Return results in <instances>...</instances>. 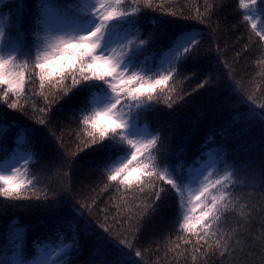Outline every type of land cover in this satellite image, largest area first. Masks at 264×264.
<instances>
[{"label": "snow or ice", "instance_id": "6c2138e0", "mask_svg": "<svg viewBox=\"0 0 264 264\" xmlns=\"http://www.w3.org/2000/svg\"><path fill=\"white\" fill-rule=\"evenodd\" d=\"M205 2V12L197 10L193 17L201 24L206 23L205 15L212 10ZM238 6L244 10L243 21L264 41V28L257 30L253 22L257 16L264 17V0H238ZM25 7V0H0V103L27 115L32 101L35 115L29 118L42 127L20 124L15 118L5 123L6 117L0 113V214L9 207L66 208V214L58 218L60 226L52 235L33 241L31 255L25 244L27 227L19 226L18 218L13 219L6 234L0 236V264H68L69 253L81 249L82 233L93 237L94 253L101 257L94 264H141L143 259L136 247L141 226L129 233L132 239L114 238L107 217L103 223L93 224L84 216L85 211L91 213L95 198L90 203L73 204V190L68 184L61 204L48 196L49 189L37 187L42 179L34 166L43 163L41 147L53 153L52 159L61 168L69 167L81 152L93 158L104 180L100 191L115 189L120 197L119 203L113 201L117 227L151 218L162 194L174 193L177 230L189 237L182 236L183 243L192 244L195 237L197 252L201 242L208 245V250L213 246L227 249V241L218 234L222 218L233 207L229 189L238 186V169L262 186L264 172L257 176L255 170L248 172L250 164L229 161L225 145L216 146L215 137L227 140L232 128L244 133L257 124L264 127V103L257 104L248 96L247 110L234 108L230 118L213 129L201 145L208 150L190 161L182 159L186 155L183 148L168 154L166 137L159 127L152 130V121L159 126L162 120L156 105L164 103L171 109L184 99L179 94L173 99L176 79L182 66L199 65L203 32L193 25L169 34L173 21L153 17L147 22L153 25L155 35L149 33L148 39L143 38L140 14L146 9L156 10L153 0H35L29 40L23 24ZM168 14L182 15L175 11ZM164 36L167 46L156 51L152 46ZM198 70L205 69L198 66ZM212 80L208 75L197 90L210 86ZM34 97L42 98L43 107H36ZM66 98L75 101L71 111L77 127L68 132L75 136L74 151H67L62 139L48 127L53 106ZM173 115L167 113L168 117ZM10 132L11 150L4 144ZM62 175L68 177V172ZM141 196L146 199L136 203ZM105 255L111 259H103Z\"/></svg>", "mask_w": 264, "mask_h": 264}, {"label": "trees", "instance_id": "16d2710c", "mask_svg": "<svg viewBox=\"0 0 264 264\" xmlns=\"http://www.w3.org/2000/svg\"><path fill=\"white\" fill-rule=\"evenodd\" d=\"M34 4L35 0H25L23 24L29 40ZM153 4L156 5L155 11L146 9L140 14L143 21L141 25L143 38L148 39L149 33L155 35L153 25L147 22L153 17L173 21L168 28L169 34L176 32L178 28L193 25L196 30L203 32L197 61L198 66L205 70L200 71L198 66H192L190 63L182 66L176 79L177 93L173 94V99H176L177 94L183 95L184 99L175 103L171 109L164 103L156 105L161 109L162 120L159 126L157 121H152V130L156 131L159 127L162 135L166 137L165 152L171 154L183 148L186 155L182 159L190 161L193 157L199 156L201 151L208 150L201 149V145L213 129L219 128L230 118L234 108L240 111L247 110L248 96H252L257 104L264 103V75H261L264 72V41L255 34L249 23L243 21L244 10L239 8L238 0H207V5L212 6V10L210 14L205 15L204 24L193 17L197 10L202 14L205 12V0H153ZM173 11L182 15L168 14ZM260 19L261 22L264 21V17ZM167 43L166 36L160 37L152 47L159 51L161 47H166ZM208 75L213 77L211 85L197 90V85ZM237 87L239 91L236 90ZM33 99L37 108L43 107L42 98ZM74 103L75 101H67L66 98L54 105L51 123L48 126L56 137L62 139L67 151L75 150V136L68 134L70 128L77 127L71 111ZM31 104L32 101H29L26 109L28 114L25 115L7 109L0 103V113L5 115V123L15 118L20 124L42 127L29 118L35 115ZM169 112L174 115L168 117ZM230 133L227 140L216 136V146L223 143L229 161L235 160L238 165L250 164L248 172L255 170L259 176L264 172V127L257 124L244 133H238L237 128H232ZM12 140L13 135L10 132L4 141L5 147L9 150L13 147ZM40 150L43 152V163L34 166L42 179L37 187L49 189L48 196L52 200L60 201L61 204L64 203L66 196L63 189L68 184L72 186L73 204L78 206V202L81 201L90 203L95 198L96 203L91 213L85 211L84 216L93 224L103 223L107 217L114 238L128 236L132 239L129 233L138 225L141 226V231L136 237L139 241L136 247L143 253L141 264H264V186L249 178L242 168L238 169V186L229 189L232 193L233 207L220 223L221 232L218 237L222 235L227 241V249H217L213 246L208 250V245L201 242V245L197 246L200 251L197 252L194 247L195 237L191 238L192 244H184L181 237L185 239L189 237L177 230L178 203L174 193L162 194L161 199L156 202L155 215L151 218L138 219V222L132 225L121 223L117 227L113 222V217H118L113 201L119 203L120 197L115 189L108 192L100 191L104 180L93 158L81 152L73 158L74 162L70 163L69 167L61 168L55 159H52V152L42 147ZM87 151L91 152V149ZM42 168H45L43 172ZM63 172H68V177H64ZM145 199L146 197L141 196L136 203H141ZM65 214L66 208L57 210L6 208L0 214V236H4L11 221L18 218L19 226L27 227L25 244L28 255H31L33 241L52 235L60 226L58 218ZM61 231L65 229L61 227ZM92 241V236L82 233L81 249L79 252L69 253L68 264H94L95 260L101 259L94 253L96 245ZM177 244L180 247L177 248ZM102 258L111 259V256L105 255Z\"/></svg>", "mask_w": 264, "mask_h": 264}, {"label": "rangeland", "instance_id": "374dc122", "mask_svg": "<svg viewBox=\"0 0 264 264\" xmlns=\"http://www.w3.org/2000/svg\"><path fill=\"white\" fill-rule=\"evenodd\" d=\"M253 22L257 24L258 26L257 30L264 28V24L261 22V19L259 16H257Z\"/></svg>", "mask_w": 264, "mask_h": 264}]
</instances>
